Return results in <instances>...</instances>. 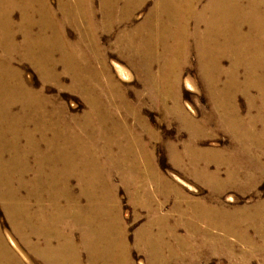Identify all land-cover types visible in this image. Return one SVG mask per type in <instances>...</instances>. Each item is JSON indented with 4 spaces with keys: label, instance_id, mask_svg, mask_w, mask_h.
<instances>
[{
    "label": "bare ground",
    "instance_id": "bare-ground-1",
    "mask_svg": "<svg viewBox=\"0 0 264 264\" xmlns=\"http://www.w3.org/2000/svg\"><path fill=\"white\" fill-rule=\"evenodd\" d=\"M94 2L57 0L54 8L49 0H0V206L13 233L42 264H126V230L118 200L110 176L100 178L96 165L103 157L121 175L132 203L149 214L135 238L149 264L190 262L207 243L226 244L230 251L225 253L233 254L229 235L246 245L242 255L264 257V204L253 211L228 212L190 200L158 171L142 140L141 132L152 135L139 116L142 96L136 94L135 106L114 84L100 36L132 21L147 0H99L98 8ZM201 2L158 0L141 25L124 31L109 46L129 54L140 67L137 73L147 99L189 130V143L180 155L176 147L169 148L175 166L206 178L220 194L247 190L257 185L255 170L264 172V165L257 164L264 157V0ZM121 3L123 8L118 7ZM68 28L76 33L75 40ZM192 50L211 101L209 114L199 122L185 112L178 94ZM18 60L33 66L45 84L61 87V75L66 76L68 92L80 97L87 110L72 116L56 98L33 89L15 68ZM225 60L227 69L222 66ZM155 64L158 72H153ZM59 66L60 75L55 72ZM121 76L131 79L123 69ZM238 94L247 101L245 116L236 104ZM129 117L141 132L129 127ZM212 121L220 123L235 145L224 180L209 170L214 153L196 148L195 129ZM242 156L248 168L239 162ZM171 197L172 213L162 215L163 203ZM212 229L227 236L214 235ZM10 244L16 248L12 240ZM0 264H23L1 231Z\"/></svg>",
    "mask_w": 264,
    "mask_h": 264
},
{
    "label": "rangeland",
    "instance_id": "rangeland-1",
    "mask_svg": "<svg viewBox=\"0 0 264 264\" xmlns=\"http://www.w3.org/2000/svg\"><path fill=\"white\" fill-rule=\"evenodd\" d=\"M157 1L158 0H147L143 7L136 12L132 21L130 20L126 24H122L119 26L120 28L117 27L111 34L103 33L100 36L101 46L106 48L107 65L114 79V84L117 86L119 85L122 88L123 92L126 93L128 101H130V103L134 104L135 106L139 104L136 94L138 93L142 96L143 99L140 105L141 112L139 113V116L142 123L149 128L152 135L145 132L142 133L141 130H139V126L131 117L127 119L129 127L134 129L136 132H141L143 137L142 140H144L143 142L148 145L149 151L153 155V160L158 171L173 184L180 187L190 200H196L207 208H221L228 212L242 211L244 209L253 211L257 205L264 204V172L259 173V169L255 170L254 173L256 175L254 176L257 179L256 186H247L249 189H243L242 191L230 189L226 190L223 194H220L217 191H213L214 189L209 187L210 184L206 178H202L200 176L197 177L196 175L193 176L185 168H177L173 163L174 161L170 157L169 148L176 147L175 149H177L180 155L183 147L189 143V130L181 125L175 116L164 115L161 109L154 105L156 102H151L149 99H147V91L142 80L140 79V75L137 73L138 70L139 73H141L140 67L128 58L129 54L126 53L125 55L119 54L118 52L116 53L109 46L124 31H132L134 28L141 25ZM209 1L211 0H202L201 6L205 5ZM98 2L99 0H95L94 2V4L97 5V8ZM49 3L51 6L56 8L57 0H49ZM118 7L123 8L124 3H121ZM14 17L15 21H18L19 15L15 14ZM68 33L69 38L71 40H75L77 36L76 33L70 28H68ZM20 39L21 38L19 37L17 40L20 41ZM14 66L16 69L23 72V77L27 84H30V86L35 90H43L48 97L56 98L60 103L66 106L70 115L81 116L87 110L86 105L80 97L68 92L67 86L69 84V80L62 74L63 67L59 66L55 70V72L59 75L62 74L61 76L63 80V85L61 87H56L53 83L45 84L42 82L37 70L29 63L18 60L15 61ZM222 66L223 68L227 69L229 66L228 60L223 61ZM97 67L99 68L98 65ZM122 69L131 76L129 81H125L122 78ZM159 69L160 66L155 64L153 67V72H158ZM176 72L177 71L175 70V73ZM223 79L224 78H222L221 84H223ZM188 84H192V89H190ZM171 94L173 93L171 92ZM178 94L181 105L185 112L197 122L204 118L205 115L209 114L211 109V101H209L210 95L205 84L200 79L197 68V58L193 50L189 54L187 65L182 68ZM252 95H256V92L253 91ZM236 104L240 108L242 115L245 116L247 113V101L242 94H238L236 98ZM167 105L168 107L170 106L169 108H171L173 103L170 101ZM15 111H18V109H15ZM120 113L121 112L118 113L119 116H121ZM195 137L196 148L198 150L212 152L215 155L211 157L209 162L210 172L214 173V171H218L219 177L224 180L226 178V171L232 167L230 156L235 145L231 135L220 126V123L217 121H212L209 125H206L203 128L195 129ZM44 148L45 146L43 149ZM236 156H238V154H236ZM30 159L33 160L32 158ZM215 160L216 162H214ZM106 162V160H103V157H100V159L96 161V165L100 169V178L103 177L104 179H107L108 176H110V185L116 194V200H118L117 203L120 208L121 218L126 230V246L128 248L126 264H149L146 253H143V251L137 248L135 245L137 233L142 229V227L144 228L145 225H147L146 223L149 222V214L147 210H141V208H137L132 203L129 189L123 185L121 181V175L116 174L111 165ZM239 162L247 167L248 160L246 158L244 160L243 156L240 157ZM217 163L220 164L221 167H218ZM249 164L251 165L252 163L249 162ZM257 164L258 167L259 164L264 165V157H262L261 163ZM249 170L252 174L253 170ZM76 180V178H73L72 184L73 187L78 190L79 182ZM148 187L150 191L153 192L154 186L151 183H149ZM155 199L157 201H161L159 196H157ZM174 201L175 200L171 197L166 202H164L160 213L162 215L172 213ZM183 208H186V206ZM199 226L201 229L206 228L204 223H202V225L200 223ZM0 231L3 233L8 247L17 255L23 264H42L27 251V249L21 244L18 237L13 233L11 225L1 206ZM211 233L221 237L227 236L222 231L217 229H212ZM248 233L251 237L253 236L252 238L257 240V237L254 235L252 230H248ZM179 234L184 235L185 230L180 229ZM226 239L228 243L233 245L235 248L234 253L232 252L233 254L227 255V253H225L226 251H230L226 244L218 243L213 245L207 243L204 248L199 249V254L194 260L182 263L174 262L172 264H264V257H262L260 253H255L253 255H242L243 251L247 250L246 245L239 243L236 238L230 235L227 236ZM10 240L15 243L16 248L10 244ZM83 259L84 261L86 260L84 254Z\"/></svg>",
    "mask_w": 264,
    "mask_h": 264
}]
</instances>
